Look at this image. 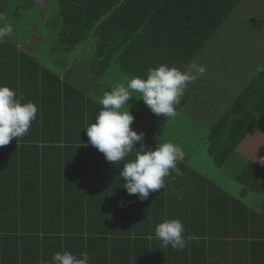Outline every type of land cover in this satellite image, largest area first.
Segmentation results:
<instances>
[{"label": "trees", "instance_id": "obj_1", "mask_svg": "<svg viewBox=\"0 0 264 264\" xmlns=\"http://www.w3.org/2000/svg\"><path fill=\"white\" fill-rule=\"evenodd\" d=\"M54 1L59 19L56 37L63 52L70 53L93 38L95 50L87 69L95 75H101L107 67L115 64L132 78L144 76L149 67L155 68L165 63L185 70L241 0ZM5 4L7 8L10 3ZM12 44L16 50V43ZM13 54L19 56L16 60L36 64L27 54L18 51H13ZM1 65L0 85H7L17 93V83L4 75ZM42 71L49 73L44 69ZM57 80L59 81L58 78ZM73 91L89 106L88 113L95 119L102 106L76 89ZM51 115L57 121L60 119L58 113ZM158 119L159 117H153L152 112L148 111L143 125L154 123L153 126H157L156 129L162 135L165 125ZM34 122H38L37 117L32 123ZM86 127L87 125L84 128ZM130 127L142 132L132 125ZM256 127L264 132V71L255 72L229 106L208 127L205 137L207 153L215 164L222 165L235 154L240 142ZM143 133V142L151 141ZM66 136L70 138L69 134ZM14 140L16 139L13 138L12 141ZM78 140L88 141L85 129ZM88 147L94 150L92 145L88 144ZM3 148L5 146L0 147ZM77 149L81 153V161L77 165L79 174L71 180H65L64 173L71 170L57 160L58 153L52 158L34 162L33 169L28 166L23 169L20 165L22 176H27V184L30 183L36 192L44 187L64 188L66 195H69L67 198L73 195L76 200L77 207L72 212L62 210L58 203L63 198L60 194H57V198L45 197L51 202L45 205L44 222H61L59 217L65 215L72 217V220H64L62 223H71L72 226L59 229L52 225L51 231L55 234L50 235L48 241L57 242L58 245L45 247L46 254L42 255L46 256L44 264H50L54 253L71 251L70 248L76 254L87 252L91 264H199L200 253L192 248L199 244L205 248L209 239L218 231L225 230L217 222L219 224L222 220H238L233 217L236 210L240 220L246 213L249 217L263 220L260 214L249 209L240 198L230 196L192 167L189 160H182L177 164L183 175L176 176L172 172L173 177L170 175L165 178L164 189L151 192L147 199L141 201L136 195L126 192L123 188L124 181L119 177L123 163L131 157L114 165L106 161L104 155H100L103 159L94 160L85 157L86 148ZM135 151L134 149L133 156ZM29 174H32V180H29ZM235 179L254 194H264V164L261 166L247 161L238 170ZM185 187L190 189L189 203L186 202L190 207L189 222L186 217L183 218L178 206L168 198L169 189L181 190ZM35 196L31 194L30 197L33 200ZM35 219L37 218H31ZM165 219H180L186 229L184 236L190 238L195 235L198 240L189 239L182 251L171 246L163 247L162 242L156 238L155 226ZM21 237L23 235L15 234L10 238L14 241ZM2 238L3 242L7 239L5 235ZM119 251H122L121 255ZM3 253L8 258L11 257L0 250V264H19L14 258L5 261L7 256L4 257ZM37 254L39 255L38 251ZM211 257L213 258L212 255ZM201 260L203 264H209L205 249ZM36 263V260L34 262L31 259L22 264Z\"/></svg>", "mask_w": 264, "mask_h": 264}, {"label": "crops", "instance_id": "obj_2", "mask_svg": "<svg viewBox=\"0 0 264 264\" xmlns=\"http://www.w3.org/2000/svg\"><path fill=\"white\" fill-rule=\"evenodd\" d=\"M5 2L7 3V0H0V9L5 7ZM47 2L48 0H37L40 5L38 6V15H41L42 9L46 7ZM8 37L0 38V64H2L4 75L11 77L17 83V96L23 95V102L32 101L38 105L39 110L37 112L38 122L31 124L28 131L30 134L26 138H24L25 135L23 139L11 141L5 148L0 149V250L5 251L12 257L8 258L3 253L4 257L7 256L5 261H11L14 258L18 260L19 264H22L32 259L34 262L36 260L37 263L41 264L43 262L44 264V257L46 256L42 255L46 254L45 247L54 245L56 247L58 245L57 242L48 241L49 236L55 234L51 231L52 225L59 229L72 226L71 223H62L65 222L64 220H72V217L65 215L59 217L61 222H44L43 217H46L44 213L45 205L47 202H51L45 197L52 196L57 198V194H60L63 198L58 203L64 211H74V208L77 207L75 204L76 200L73 195L67 198L69 195H66L67 191L64 188L44 187L36 192L35 189L31 188L30 183L29 185L27 184V176H22L20 165H22L23 169H26L27 166L33 169L35 166L34 162H40L43 158H52L53 155L58 153L57 160L62 162V165L65 164L64 167L71 170L64 173L65 180H71L72 177L79 174L77 165L81 161V153L77 148H86V158L103 159L100 156L103 153L99 152L95 147L94 150L90 149L87 142L78 140L82 136L85 125L89 126L95 119L94 116L91 117L88 113L87 109L89 106L73 89L91 99L93 94L100 96L105 91H111L112 86L107 84L122 82V74H126L115 64L118 69L111 67L113 65L111 64L101 75L91 73L87 69V64L93 59L95 48H93L92 53H88V57L84 55L89 39L70 53L63 52L62 45L58 43L57 39L50 48L51 53H53L50 57V64L44 58L33 56L32 51L30 53L25 52L28 49L22 48L19 43L15 45L16 50L13 49L12 43L14 42H12L13 40H8ZM31 39L39 40L38 37L28 33V38L25 40L26 45L33 44L30 43ZM13 51L31 56L36 61V64L27 63L26 60H16L19 56H15ZM14 61L17 62L15 63ZM79 63H82L83 66ZM42 69L49 73H45ZM101 89L103 90L102 93ZM148 111L149 108L144 109L145 114ZM57 113L60 117L58 121L51 115ZM130 113L134 116L132 126L145 132L151 138V141L143 142L146 148L155 147L159 142L171 141L180 145L183 149L185 153L183 160L186 162L189 160L190 155L184 149L183 142L168 140L163 136H159L160 133L156 129L157 126L155 128L153 124L143 125L145 115L141 107L130 111ZM254 131L255 129H252L251 132ZM67 134H69L70 138H66ZM134 147H140V144L137 143ZM239 148L240 145L236 148L238 156L242 153ZM262 148L264 149V142L261 143L258 149L259 153ZM254 149L255 145L253 144L252 156L246 161L244 160L245 163L251 161L257 164V162H254V158L259 159V156H255L256 152ZM29 176V180H32V174H29ZM170 177H173V175ZM220 187L223 188L222 186ZM225 191L232 197H238V195ZM31 194L36 195V198L32 200ZM168 198L171 203L178 206L183 218L186 217L189 222L190 207L186 205V202L189 203L190 199L189 187L181 190L169 189ZM241 201L249 209L260 214L263 220L255 219L253 216L249 217L247 213L243 214L240 220L236 210L233 213V217L238 220H230L228 222L222 220L219 224L217 222V225L224 227L225 230L218 231L214 237L209 239L205 248H202L200 244L192 248L200 253L199 264H203L201 258L203 259L204 249L209 264H264V211H261L259 206L253 203H247L242 199ZM31 218L37 219L31 220ZM2 228L5 230H1ZM15 234L23 235V237L12 241L10 237ZM2 235L7 237L5 242H3ZM70 250L73 251L72 248ZM121 253L122 251H119L120 255Z\"/></svg>", "mask_w": 264, "mask_h": 264}, {"label": "rangeland", "instance_id": "obj_3", "mask_svg": "<svg viewBox=\"0 0 264 264\" xmlns=\"http://www.w3.org/2000/svg\"><path fill=\"white\" fill-rule=\"evenodd\" d=\"M7 3H10L7 8L0 9V28L12 25L13 33L7 36L8 40L28 49L25 52L32 51L33 56L50 62L53 54L50 48L57 40L56 32L59 27L55 1L51 0L46 4L41 15H38L40 5L37 0H7ZM28 33L39 40L31 39L30 43L33 44L26 45ZM93 48L95 42L91 38L87 42L85 57L92 53ZM79 64L83 66L82 63ZM193 64L205 65L207 71L188 85L181 104L176 108L175 117L159 116L165 125L162 135L159 136L183 142L184 149L190 155L189 164L192 167L228 192L264 211V194H254L235 179L246 159L252 156L253 144L255 156L264 157L263 148L258 152L264 142V132L254 128L255 131L250 132L239 144L241 155L238 156L235 152L222 165L215 164L207 153L205 140L208 127L264 64V0H241L185 70H190ZM111 67L118 69L114 64ZM125 76L127 75L122 74V79ZM127 77L131 79L130 76ZM115 84L107 85L113 88ZM100 91L103 92L102 89ZM128 103L129 111L141 107L144 113V109L148 108L139 99V93H133V99ZM152 115L156 116L153 113ZM254 162L263 164L258 158H254Z\"/></svg>", "mask_w": 264, "mask_h": 264}, {"label": "clouds", "instance_id": "obj_4", "mask_svg": "<svg viewBox=\"0 0 264 264\" xmlns=\"http://www.w3.org/2000/svg\"><path fill=\"white\" fill-rule=\"evenodd\" d=\"M12 25L0 28V38L11 36ZM205 65L193 64L190 70H181L176 66L160 64L149 67L144 76L123 78L111 91L102 95L93 94L91 99L102 107L92 122L85 129L87 143L103 153L106 161L116 165L131 157L119 172L124 181V189L129 195H136L141 201L147 199L151 192L165 187V178L175 172L183 173L177 167L184 158L180 145L171 141L159 142L155 147L146 148L143 144L144 133L133 130L130 126L134 116L130 113L129 101L133 93H139V99L157 117L172 118L177 115L176 108L181 104L184 92L189 84L194 83L198 75L206 73ZM258 71H264L259 67ZM23 95L7 85H0V147L8 145L13 138L25 136L37 117L38 105L32 101L23 102ZM139 143L137 149L135 144ZM134 149L135 154L133 156ZM264 163V157L259 158ZM186 229L180 219H165L155 226V235L163 247L171 246L177 251L186 248L188 240H198L195 235L185 237ZM43 264V262H41ZM50 264H91L87 252L76 254L69 250L53 254Z\"/></svg>", "mask_w": 264, "mask_h": 264}]
</instances>
